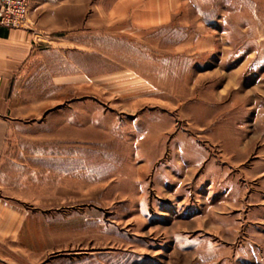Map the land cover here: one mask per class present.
I'll list each match as a JSON object with an SVG mask.
<instances>
[{
    "label": "rangeland",
    "instance_id": "1",
    "mask_svg": "<svg viewBox=\"0 0 264 264\" xmlns=\"http://www.w3.org/2000/svg\"><path fill=\"white\" fill-rule=\"evenodd\" d=\"M29 18L19 96L40 102L8 143L36 171L0 264H264V0H29Z\"/></svg>",
    "mask_w": 264,
    "mask_h": 264
},
{
    "label": "crops",
    "instance_id": "2",
    "mask_svg": "<svg viewBox=\"0 0 264 264\" xmlns=\"http://www.w3.org/2000/svg\"><path fill=\"white\" fill-rule=\"evenodd\" d=\"M159 5L158 8L161 12L157 13L158 15L155 18L158 22H162L164 21L163 17H165L164 19L168 18L166 15L169 16L170 8L161 2ZM37 36L36 32L31 28H7L0 26V237L13 236V240L21 238L23 229H25L24 225L26 224L25 214L22 213L25 210L22 208V203L26 201V198L21 193L20 190L22 188L19 185L26 184L24 181L26 169L29 171L36 168L29 164L24 167L21 166L23 162L21 164L19 161L15 162L16 160L13 156L15 150L12 151L13 154L11 153V147L14 148V145L11 146L8 142L11 137L18 136L20 130L25 131L20 122L25 120L27 113L26 105L40 102L36 98L31 99L19 96L20 89H24L25 86L27 87L29 76L27 78L26 73H29L31 66L34 65V58L41 52L42 45L37 42ZM40 109V106H38L35 109L37 112L28 113L39 115ZM66 117L68 118V115ZM18 147L15 146V148L19 149V152H23V150H20V146ZM11 161L15 163L12 176H10L11 165L9 166ZM53 164V162L50 163V168L56 169ZM261 173L262 175L264 174V169L261 170ZM244 189V195H246V192L249 193L250 189L246 187ZM258 193V190L255 191V195ZM49 224L52 225L54 222L50 221ZM97 254H100V252H97ZM64 259L61 264H79L78 260H71L67 257ZM84 263L88 264V260ZM135 263H137L136 260ZM51 264L60 263L57 260L55 262L52 261ZM97 264H100V261ZM121 264H132V261L130 263L128 261L125 263L121 262Z\"/></svg>",
    "mask_w": 264,
    "mask_h": 264
},
{
    "label": "built area",
    "instance_id": "3",
    "mask_svg": "<svg viewBox=\"0 0 264 264\" xmlns=\"http://www.w3.org/2000/svg\"><path fill=\"white\" fill-rule=\"evenodd\" d=\"M29 0H0V26L31 28Z\"/></svg>",
    "mask_w": 264,
    "mask_h": 264
}]
</instances>
